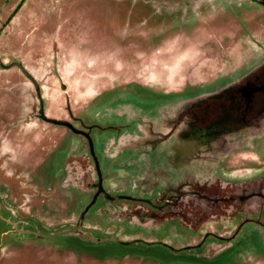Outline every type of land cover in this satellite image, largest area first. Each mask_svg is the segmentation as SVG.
<instances>
[{"label":"flooded vegetation","instance_id":"1","mask_svg":"<svg viewBox=\"0 0 264 264\" xmlns=\"http://www.w3.org/2000/svg\"><path fill=\"white\" fill-rule=\"evenodd\" d=\"M32 1L0 12V251L263 254L264 0Z\"/></svg>","mask_w":264,"mask_h":264},{"label":"rangeland","instance_id":"2","mask_svg":"<svg viewBox=\"0 0 264 264\" xmlns=\"http://www.w3.org/2000/svg\"><path fill=\"white\" fill-rule=\"evenodd\" d=\"M21 1L22 0H10L9 2L8 0H0V12L3 11L2 8H4V17L6 18L9 11H11L8 7H16ZM35 1H39L37 6L40 10L53 11V13L58 6L56 2L57 0ZM27 3L29 9L35 6V3H33L32 0H27ZM90 6H93V9L96 8V6L90 2L84 3L80 7L90 8ZM111 16L114 18L115 15ZM36 19H38V17ZM57 23L58 22L54 20V17L52 16L46 21L40 23V30H38L34 36L35 41H46V39L47 41H52ZM2 38L7 39V41H3L0 45V53L3 55L14 53L17 54L19 58L21 54L24 56L26 55L27 45L24 42L25 36L20 37L19 35H15L12 37L11 35H4ZM5 75L6 74L3 73L0 77L3 78ZM21 76L22 74L20 72H15L9 75L12 80L21 78ZM50 244L51 243L38 242L32 247V251H19L18 253L4 248L0 251V264H212V262L208 263V261L198 262L194 260L185 261L184 259H167V257H161L158 256V254L149 255L142 253L138 255V251L134 249L129 248L125 251L119 246H106L103 248L92 247L87 250V252L81 251L77 248V251L74 254H68L67 252L62 251L61 253L63 255H61L58 252H53V246L48 247ZM250 259L251 262H247V264H264V253H257Z\"/></svg>","mask_w":264,"mask_h":264}]
</instances>
